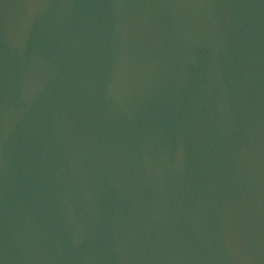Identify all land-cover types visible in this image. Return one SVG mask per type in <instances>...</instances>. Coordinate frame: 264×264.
<instances>
[{"label": "water", "instance_id": "1", "mask_svg": "<svg viewBox=\"0 0 264 264\" xmlns=\"http://www.w3.org/2000/svg\"><path fill=\"white\" fill-rule=\"evenodd\" d=\"M0 264H264V0H0Z\"/></svg>", "mask_w": 264, "mask_h": 264}]
</instances>
